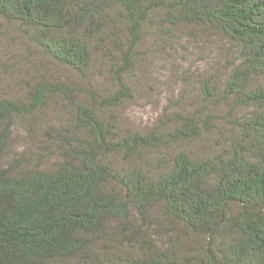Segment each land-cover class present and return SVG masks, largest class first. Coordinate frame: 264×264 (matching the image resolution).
Masks as SVG:
<instances>
[{
  "label": "trees",
  "instance_id": "1",
  "mask_svg": "<svg viewBox=\"0 0 264 264\" xmlns=\"http://www.w3.org/2000/svg\"><path fill=\"white\" fill-rule=\"evenodd\" d=\"M9 32L43 69L0 87V264H264V0H0ZM170 59L198 99L128 124Z\"/></svg>",
  "mask_w": 264,
  "mask_h": 264
},
{
  "label": "rangeland",
  "instance_id": "2",
  "mask_svg": "<svg viewBox=\"0 0 264 264\" xmlns=\"http://www.w3.org/2000/svg\"><path fill=\"white\" fill-rule=\"evenodd\" d=\"M30 51L25 40L16 33L9 32L0 37V87L3 90L22 93L21 87L24 80L30 74H37V71H41V67L43 69L41 65L43 58ZM167 63L168 70L165 72L168 77L167 79L164 78L165 75L158 77L161 82L160 87L157 85H154L157 86L156 89L146 87L139 97L125 104L123 113L128 124L139 129L152 126L167 105V98L179 95L181 92L192 100L198 99L199 89L196 84H193L194 81L191 80V83L182 81L177 76L180 69L174 67L176 66L174 60L170 59ZM184 67L186 68L185 65ZM66 74L68 75L69 72L64 70V75ZM151 76L155 75L151 74ZM25 136L26 131L22 123L18 122L15 150L21 149L20 147L26 143Z\"/></svg>",
  "mask_w": 264,
  "mask_h": 264
}]
</instances>
